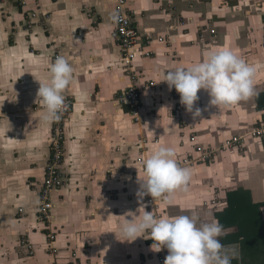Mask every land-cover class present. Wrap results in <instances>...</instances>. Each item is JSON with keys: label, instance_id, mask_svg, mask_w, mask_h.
<instances>
[{"label": "crops", "instance_id": "obj_1", "mask_svg": "<svg viewBox=\"0 0 264 264\" xmlns=\"http://www.w3.org/2000/svg\"><path fill=\"white\" fill-rule=\"evenodd\" d=\"M25 1L26 6L20 0H0V196L4 198L0 206H18L19 212L24 209L19 213L23 217L18 219L22 222L20 237H28L36 254L29 256L22 249L27 255L22 256V264H119L112 257L114 245L123 260H132V264H160L157 256L161 251L151 249L154 241L148 233L132 242L118 240V224L123 219L120 216L131 220L127 213L139 215L141 206L151 212L145 195L142 199L137 196L142 172L137 159L163 143L174 147L179 162L194 149L192 134L197 137L196 144L219 148L225 139L243 135L264 122V109L257 102V95L264 92V45H260L264 39V0H127L141 38L148 35L153 41L152 57L136 61L141 82L156 83L155 89L143 95V124L135 123L131 107L117 98L129 78L122 50L111 36L114 24L110 16L115 0ZM34 12V28L27 32L23 28L25 21ZM161 36L170 39L171 44L160 42ZM256 37L260 43L253 44L251 38ZM213 46L232 48L256 66L253 95L217 108L210 105L209 94L200 90L193 111L200 108L201 116L194 118L185 108L180 119L174 115L176 100L163 81L164 74L171 68L200 61ZM58 56L66 58L74 69L73 80L63 94L72 96L75 103L65 129L63 168L69 182L54 191L56 207L52 211V228L48 229L39 221V199L30 186L38 187L44 179L53 127V122L40 119L36 94L39 81H46L47 69ZM167 119H173V129L167 127ZM205 120L214 132L205 129ZM110 121L121 130L113 144L106 135ZM143 130L147 135L145 145L141 144ZM155 138L159 141L154 142ZM134 139L144 152L134 150L126 155ZM94 140L96 148L99 142L104 143L100 146L104 151L97 161L90 160L92 167H88L87 158H79V152L90 147L91 155ZM130 160L133 173L123 168ZM80 164L86 168L81 178L97 169L99 179L106 180L109 189H117V198L109 197L107 209L95 207L87 215L88 221L102 225L104 233L100 238L89 229L81 234L70 233L76 225L70 209L81 190H71L69 186L79 179ZM183 167L191 168L192 178L186 190L172 193L171 204H162V216L196 215L198 226L213 219L219 221L216 213L227 209L228 195L238 193L235 197L240 201L260 204L264 222V137H248L242 149H219L213 161ZM214 199L220 203L214 205ZM223 228L218 239L237 252L231 264H262L264 238L259 237L258 249L249 250L243 246V235L237 234V225ZM50 232L56 234L55 253L49 252ZM131 243H138L134 246L139 252H131Z\"/></svg>", "mask_w": 264, "mask_h": 264}, {"label": "clouds", "instance_id": "obj_2", "mask_svg": "<svg viewBox=\"0 0 264 264\" xmlns=\"http://www.w3.org/2000/svg\"><path fill=\"white\" fill-rule=\"evenodd\" d=\"M110 19L113 24L119 22L115 12ZM256 72V66L248 63L236 50L213 46L203 53L200 61L167 70L163 81L167 82L169 90L175 88L180 103L195 118L201 116L200 108L193 111L200 90L209 94L210 105L227 107L253 95ZM73 74L69 61L58 56L47 69L46 81H39L36 102L41 106L43 122L61 119L65 109L63 93L72 82ZM141 168L137 196L142 199L144 195H150L153 200L161 199L165 205L172 203V193L178 189L186 190L192 178L191 168L179 166L174 147L163 143L141 157ZM139 210V215L127 213L131 220L120 216L123 219L118 224L121 237L118 240L132 242L148 233L154 241L153 251L167 248L164 264H231L237 258L235 248H226L218 239L224 228L217 220L198 226L196 215L156 216L152 211H145L144 206Z\"/></svg>", "mask_w": 264, "mask_h": 264}, {"label": "built area", "instance_id": "obj_3", "mask_svg": "<svg viewBox=\"0 0 264 264\" xmlns=\"http://www.w3.org/2000/svg\"><path fill=\"white\" fill-rule=\"evenodd\" d=\"M23 6H26L25 0L21 1ZM127 0H115L114 12L118 14L119 22L114 24L111 36L114 42L121 48L123 62L126 73L129 78V83L122 93L118 97L120 103L128 104L131 107V114L134 120L140 121L143 119V109L145 107L143 95L147 90L155 89L156 83L153 80H144L141 82L142 76L137 72L136 61L140 58H150L154 54L151 49L152 38L145 36L141 38L140 32L134 23L132 14L133 12L127 7ZM37 17V13H31L29 16L28 25L31 28L34 20ZM215 29L211 30V33L215 34ZM160 42H164L167 45L171 44L170 39L161 36L158 39ZM172 97L176 100V112L177 116L181 119L183 117L185 106L180 103V95L176 92L175 88L171 89ZM65 96V109L61 113V119L53 122L50 156L45 167V176L37 189V195L39 199L38 218L39 221L51 229L53 225L52 211L56 207L54 201V191L63 187L67 180V175L63 168L64 156H65V143H66V122L73 109L74 99L72 96ZM2 114H0V122L2 121ZM144 120V119H143ZM184 123V122H183ZM248 137H264V122L254 127L249 132L243 135L232 136L225 139L221 147L219 148H207L203 145L196 144L197 137L192 134L190 140L195 143L194 149L189 152L188 155L183 157L178 162L179 166H195L198 162L213 161L219 149H229L237 147L242 149L244 142ZM158 138L156 142H158ZM147 144L145 141L143 145ZM146 149V148H145ZM141 157L139 156L137 162L141 164ZM145 201L148 208L156 216H162L161 199L153 200L150 195H145ZM214 205H218L216 199L213 201ZM20 212L23 213L24 209L20 208ZM28 239L23 236V243L26 244ZM48 241L53 249L51 253H55V241L56 236L53 232H50ZM28 251L34 253V247L32 243H28ZM168 255L167 248H162L158 254V261L160 264H164L165 258Z\"/></svg>", "mask_w": 264, "mask_h": 264}, {"label": "rangeland", "instance_id": "obj_4", "mask_svg": "<svg viewBox=\"0 0 264 264\" xmlns=\"http://www.w3.org/2000/svg\"><path fill=\"white\" fill-rule=\"evenodd\" d=\"M21 3V0H20ZM27 20L25 21V25H24V30L27 32H30L34 27L32 26L31 28L28 25V20H29V16H27ZM258 37L256 38H251V42L254 44V42L260 43L258 42L259 40H256ZM260 45H264V39H261V43ZM120 95V94H119ZM119 95H117L119 97ZM117 97V98H118ZM74 99V98H73ZM75 102V100H74ZM168 109V108H167ZM176 111L174 110V115H177L175 113ZM167 115L169 116L170 114L167 113ZM132 116V114H131ZM165 118V117H164ZM169 118V117H168ZM132 120L135 123H140L143 124L144 120H134V118H132ZM167 127L169 129H173L172 125L174 126V122L173 119H167ZM208 124V120L204 121V126L205 129H207L208 132H214L212 129H210L209 127H207L206 125ZM143 127V126H141ZM121 130L119 129V126L115 125L113 121H110L109 124V130L106 132V135L108 136L107 139L112 141H114V136L117 135V132ZM110 137V134H113ZM156 139H154V142H156ZM147 142V135L145 133V131L143 130L142 132V136H141V144L143 142ZM149 141V140H148ZM135 143H131L128 144V148H127V153L126 155H129V151H142V148L138 147V140L134 139ZM116 145L117 142H114ZM104 143L99 142L97 148H96V140H94L93 142H91L90 146L93 147V151L90 153V147H88L85 152L81 151V153L79 152V155H81V157L83 160L86 159L87 161L85 162L86 164L88 163V167H92L90 164V160H96L97 157H99V155L101 156L103 154L104 148L100 147L103 146ZM139 148V149H137ZM117 149H121V147H118ZM144 150V149H143ZM144 152V151H142ZM137 156V155H136ZM131 159V157L129 158ZM97 161V160H96ZM128 163V161L126 162ZM199 164V162L197 163ZM195 164V165H197ZM77 166V165H76ZM78 171H77V176L79 177V179L77 178V181L74 180V182L70 183V189H79V191L81 190V195L76 198L75 202H73V207L70 209L72 210V216H73V220L76 221V225L74 226V228L70 231L71 232H75V233H80L82 231H84V229H89L91 231H94L95 235L98 236L99 238L101 237V234L104 233L102 232V225L98 222H91L87 220V215L89 214V212L92 210V208H101V209H107V207H109V203H110V199L109 197L112 198H117L116 196V188H110V184H106V180H100L99 179V171L96 170H92L91 174H88L87 178H81L80 176L85 174V170L86 168L83 166V164L78 165ZM102 166V165H101ZM132 166H133V160H130V162L128 164H124L123 168L125 171H127L126 169L129 170V172L133 173L132 170ZM65 171V169H64ZM66 175H67V179H68V173L65 171ZM87 174V173H86ZM76 181V182H75ZM67 182H69V180H66L65 185L67 184ZM36 185V184H35ZM30 186V188L32 189V191H36L37 194V186ZM17 186V185H15ZM0 187H1V182H0ZM116 189V190H115ZM85 195V196H84ZM89 195V196H88ZM3 196H0V201L3 202L4 198L2 199ZM38 197V195H37ZM19 207L18 206H14V208H6L4 205L0 206V264H22V256H24L25 258L27 257V255L29 256H34L36 254V251L34 249V253H30L28 251V245L25 246L28 243H31L29 240H27L26 244H24L23 241V236L20 237V227L21 225L19 223H22L21 220H18L20 218H22L23 216H21L19 214ZM76 214V216H74ZM69 233V234H70ZM55 234V233H54ZM81 234V233H80ZM104 235V234H103ZM56 236V234H55ZM26 239H28L27 236H25ZM20 242V243H19ZM135 244L138 245V243H134V244H130V250L135 251L137 250V252H139V248L136 246H134ZM33 245V244H32ZM115 246V245H114ZM114 252L112 254V257H114L115 262L119 263V264H132V260H127L124 258H122V254L116 247H114ZM119 246V245H118ZM34 247V246H33ZM25 254L24 253V251ZM52 248L51 245H49V252H52ZM73 259H76L75 254L73 255L71 253ZM75 262V261H74ZM80 261L77 260V263H79ZM76 263V262H75Z\"/></svg>", "mask_w": 264, "mask_h": 264}, {"label": "trees", "instance_id": "obj_5", "mask_svg": "<svg viewBox=\"0 0 264 264\" xmlns=\"http://www.w3.org/2000/svg\"><path fill=\"white\" fill-rule=\"evenodd\" d=\"M258 107L264 109V92L257 95ZM235 195L229 194V206L223 213H216L222 226L237 225V234L243 235L244 248L249 250L258 249L259 237L264 238V222L262 221L260 204L240 201ZM264 240V239H263ZM264 251V250H263ZM262 264H264V257Z\"/></svg>", "mask_w": 264, "mask_h": 264}]
</instances>
